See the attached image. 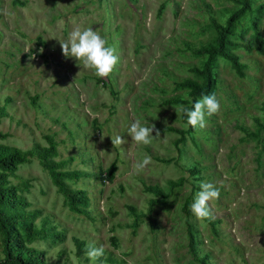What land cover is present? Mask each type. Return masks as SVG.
I'll return each mask as SVG.
<instances>
[{"label": "rangeland", "instance_id": "rangeland-1", "mask_svg": "<svg viewBox=\"0 0 264 264\" xmlns=\"http://www.w3.org/2000/svg\"><path fill=\"white\" fill-rule=\"evenodd\" d=\"M252 2L232 36L243 76L216 58L220 110L176 144L167 127L188 125L173 107L183 103L168 100H191L180 82L201 81L191 68L205 56L195 50L213 40L211 19L223 23L236 0H0V143L36 152L52 136L60 169L81 172L65 184L90 200L86 214L70 209L35 154L7 175L33 214L26 243L48 264H264V45L243 46L253 19L264 40V0ZM77 25L115 48L108 77L63 56L59 40ZM136 119L160 136L137 145L127 134ZM116 135L125 143L114 147ZM145 155L151 163L137 173L132 165ZM204 182L220 196L208 202L211 216L197 219L190 205ZM89 244L104 255L89 260Z\"/></svg>", "mask_w": 264, "mask_h": 264}, {"label": "trees", "instance_id": "trees-1", "mask_svg": "<svg viewBox=\"0 0 264 264\" xmlns=\"http://www.w3.org/2000/svg\"><path fill=\"white\" fill-rule=\"evenodd\" d=\"M238 6L233 9L226 17L223 23L211 19L210 26L215 32L213 40L202 47H198L195 52L204 55V61L201 67H192V71L201 77V81L186 78L180 82V85L188 88V94L191 100L185 98L173 97L168 101L171 103H183L185 107L192 108L194 102L203 95L212 94L215 90L217 79L212 71L216 58H224L237 74L243 76V68L245 65L239 61V55L233 51L239 43L232 36L235 33L236 23L246 14L253 10L252 0H236ZM251 27L254 33L243 45L247 49H258L263 51L264 40L262 39L255 19L251 21ZM181 118L187 123V116L181 114ZM257 121V119H256ZM188 125V124H187ZM168 130L177 132L179 137L175 140L176 144L183 141L186 134H190L194 128L188 125L185 129L167 127ZM264 129V123H258V130ZM3 134L0 133V136ZM47 145L39 146L36 152L30 150H20L19 148L7 144L0 143V239L2 242L3 256L0 258V264H48L44 257V251L29 246L26 240H30L34 235L32 230L33 214L22 210L20 207L25 204L17 191V186L7 182V175L17 168L18 163L25 161L30 155H37L41 164L49 171L52 182L63 193L66 198L67 205L70 209L83 214L87 213L89 207V196L82 188H70L64 178H78L81 172L77 170L60 169L64 161H54L52 157L58 153L56 151V140L45 135ZM194 172L193 169H190ZM149 192L156 194L161 193L157 188L148 187ZM158 201V200H154ZM188 205V200L184 202ZM189 213V211L187 212ZM26 228L28 234L25 236L22 229ZM190 237V249L194 253L193 245L195 243V235L193 230L188 228ZM60 238L62 233H56ZM79 249L82 250L81 242L78 241ZM204 256L201 260H206ZM200 260V262H201ZM202 263V262H201ZM202 264H206V261Z\"/></svg>", "mask_w": 264, "mask_h": 264}, {"label": "clouds", "instance_id": "clouds-1", "mask_svg": "<svg viewBox=\"0 0 264 264\" xmlns=\"http://www.w3.org/2000/svg\"><path fill=\"white\" fill-rule=\"evenodd\" d=\"M62 54L65 58H75L78 64L84 69L93 70L95 75L100 78H106L112 73L118 63V56L115 54V48L108 45L98 31L92 27L75 26L68 34L67 39L59 40ZM178 115L187 116V124L195 128H204L206 126L205 116L211 117L220 110V102L214 93L203 95L196 100L192 108H187L183 104L173 106ZM155 125L146 126L139 119L134 120L127 129V134L137 145H149L153 137H159V130L153 136ZM103 139V136L101 137ZM112 144L119 146L125 143L120 135L111 136ZM151 163V157L145 155L142 160L136 161L132 167L139 173ZM200 191L196 193L192 204L191 212L197 219H205L211 216L208 202L219 199L220 190L211 182H204L200 185ZM104 246L96 247L94 244L86 246V256L91 261H96L104 255ZM55 258V257H53Z\"/></svg>", "mask_w": 264, "mask_h": 264}]
</instances>
